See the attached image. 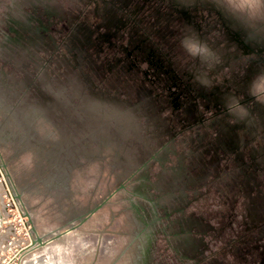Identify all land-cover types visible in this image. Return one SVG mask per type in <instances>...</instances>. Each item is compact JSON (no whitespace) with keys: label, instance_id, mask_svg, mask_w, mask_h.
Returning a JSON list of instances; mask_svg holds the SVG:
<instances>
[{"label":"rangeland","instance_id":"rangeland-1","mask_svg":"<svg viewBox=\"0 0 264 264\" xmlns=\"http://www.w3.org/2000/svg\"><path fill=\"white\" fill-rule=\"evenodd\" d=\"M174 1L205 6L209 18L219 11L235 30L264 40V23L234 15L224 0ZM103 5L0 0V264L37 257L53 264H264V101L250 94L264 65L248 75L243 56L214 33L200 40L187 34L184 40L211 55H190L183 38L165 50L189 78L192 96L180 107L170 97L150 98L118 61L110 67L102 60L111 61V49L86 43L101 30ZM57 136L70 144L52 147ZM77 147L94 156L79 157L72 186L79 211L59 230L74 227L39 235L46 210L39 197L29 204L24 187L38 185L56 161L39 160L31 177L33 162L47 150ZM87 161L93 178L81 176ZM149 204L153 214L145 217ZM70 232L85 235L84 246L69 238L41 248ZM105 234L114 237V251L102 252Z\"/></svg>","mask_w":264,"mask_h":264},{"label":"flooded vegetation","instance_id":"flooded-vegetation-1","mask_svg":"<svg viewBox=\"0 0 264 264\" xmlns=\"http://www.w3.org/2000/svg\"><path fill=\"white\" fill-rule=\"evenodd\" d=\"M103 4L105 18L101 22V30H95L90 43L99 49L105 46L115 49L111 60L118 61L127 71H138L141 78L139 84L146 87L143 93L151 92L152 94L147 95L150 98L170 97L180 107L186 98L192 96L189 78L176 68L172 53L165 50L167 47H175L176 42L187 34L200 40L202 35L214 33L216 42L225 41L227 46H233V49L230 48L232 54L236 57L243 56V63L247 64L246 69L249 70L248 75L257 64L264 65V40L257 38V34L251 29L235 30L232 20L219 11H215L216 15L209 18L208 8L199 6L198 3L181 4L174 0H103ZM174 27L180 30L178 36L174 34ZM182 42L180 43L183 45ZM193 108L195 109L194 105ZM147 210L145 217L153 214L150 204Z\"/></svg>","mask_w":264,"mask_h":264},{"label":"crops","instance_id":"crops-1","mask_svg":"<svg viewBox=\"0 0 264 264\" xmlns=\"http://www.w3.org/2000/svg\"><path fill=\"white\" fill-rule=\"evenodd\" d=\"M47 105L54 106L52 104ZM55 109L58 110L57 107ZM21 115L22 113H19L16 115V117L18 119H20V117H24V115ZM71 121L73 123V120ZM51 131L54 132L53 130ZM55 139L56 142L53 144L52 147L56 146L58 148L57 145L59 144L60 146L61 143H66V145L70 144L69 142H66V140L61 142V140L64 139L59 136L55 137ZM91 145L93 146V144ZM91 150L93 151L92 147ZM57 153L55 154L52 153L50 150H47L45 153L40 154L41 157L38 160H34L32 165L33 171L32 173H29V176L31 177L33 175L36 176L34 171L36 162L38 163V168H40L39 165H42L43 163L46 166L49 161L55 158L54 160L56 161V164L53 168L50 169V171H46L45 175L40 178L38 185H33L31 181H29L26 182L28 184L26 185L27 187H24V193H27L28 195L29 204L33 202V197H39V202H42L41 204L44 205V208L46 210L45 216L48 218L47 221H42L41 223H38L37 230L35 229L36 233L39 235L46 234L49 232H54L53 235H59L63 233V231L69 230L70 228L74 227V224H70L66 228H62L61 230H59L62 225L70 223V221H72L73 218L76 217L79 211L77 206L78 203L75 198L77 197V194L75 192L73 193L74 189L72 188V186L76 185V183L78 182V176L80 177L79 157L81 155V157L89 158V154L91 157L94 156V153L91 152L86 154L83 152L80 153L79 147H77L74 152H63L60 154ZM39 160L42 163L39 164ZM85 166V168L81 169L83 171L81 176H84L85 174V177L87 178L91 172L93 178V169H90L89 161L86 162ZM91 183L93 182L89 183L87 181V185ZM84 204H86V202ZM50 222L54 223V226ZM37 231L42 232L38 233ZM69 238H73V241L76 242V245L82 244L84 246L85 235H79L74 232H70L63 236L59 241H49L50 238L47 239L48 241L45 245L41 246V248L50 247L53 244L56 245L60 243H65L69 240ZM92 239L95 240V234H92ZM113 241L114 237L105 234L101 244L102 252H107L108 249L114 251L115 247L112 245ZM146 256L147 258L149 257L148 254H145V257ZM64 257H66V254L60 256V258L62 259H65ZM141 257H143V255ZM133 264H148V260H142L141 263H136L135 260Z\"/></svg>","mask_w":264,"mask_h":264},{"label":"clouds","instance_id":"clouds-1","mask_svg":"<svg viewBox=\"0 0 264 264\" xmlns=\"http://www.w3.org/2000/svg\"><path fill=\"white\" fill-rule=\"evenodd\" d=\"M224 7L234 15H241L253 23H264V0H224ZM185 49L192 56L207 57L209 49L198 41L186 38ZM250 94L264 101V74H258L250 85Z\"/></svg>","mask_w":264,"mask_h":264},{"label":"trees","instance_id":"trees-1","mask_svg":"<svg viewBox=\"0 0 264 264\" xmlns=\"http://www.w3.org/2000/svg\"><path fill=\"white\" fill-rule=\"evenodd\" d=\"M86 43L93 49V48H95V45L93 44V46H92V44L90 43V41L88 42V41H86ZM96 49H98V47H96ZM107 49H111L112 50V54H115V49H112V48H107ZM94 52H96V54L98 53V50H95ZM103 60V59H102ZM106 61H107V65L109 64V66L111 65V64H113V62H112V60L111 61H108L107 59H106ZM112 62V63H111ZM113 66H114V64H113ZM111 67V66H110ZM116 67H117V69H121V70H123L124 68H123V66L122 65H119L118 63L116 64ZM123 68V69H122ZM125 71H127L126 69H124ZM123 70V71H124ZM128 71H130V74H133L134 75V77H135V80H136V82L139 84V83H141L140 82V77H139V74H138V71H136V70H134V69H132V70H128ZM132 71V72H131Z\"/></svg>","mask_w":264,"mask_h":264},{"label":"bare ground","instance_id":"bare-ground-1","mask_svg":"<svg viewBox=\"0 0 264 264\" xmlns=\"http://www.w3.org/2000/svg\"><path fill=\"white\" fill-rule=\"evenodd\" d=\"M1 184H2V181H1ZM4 187H5V186H4ZM2 189H4V188H1V187H0V201H1V194H2V192H3ZM4 194H5V193H4ZM5 195H6V194H5ZM2 203H3V202H2ZM2 207H3V206H2ZM0 213H1V211H0ZM1 214H2V213H1ZM1 214H0V215H1ZM2 215H4V214H2ZM3 219H4V218H3ZM4 221H6V220H4ZM9 232H10V231H9ZM4 234L7 235L8 232H7V233L4 232ZM7 236H8V235H7ZM8 238H9V237H8ZM15 239H16V238H15ZM4 240H5V239H4ZM12 240H13V239H12ZM17 240H18V239H17ZM17 240H16V241H17ZM16 241H15V242H16ZM2 242H3V241H2ZM2 242H1V243H2ZM4 243H5V242H4ZM12 243H14V242H12ZM4 245H5V244H4ZM34 259H35V258H34ZM28 262H29V261H28ZM31 262H32V261H31ZM33 262H34V264H53V262H49V261H48L46 258H44V257H37L36 260L33 261ZM33 262H32V263H33ZM23 264H27V262H26V263L24 262Z\"/></svg>","mask_w":264,"mask_h":264},{"label":"water","instance_id":"water-1","mask_svg":"<svg viewBox=\"0 0 264 264\" xmlns=\"http://www.w3.org/2000/svg\"><path fill=\"white\" fill-rule=\"evenodd\" d=\"M34 239H35V241H36L37 243H42V242H44V240H42V239L40 238L39 235H36Z\"/></svg>","mask_w":264,"mask_h":264}]
</instances>
